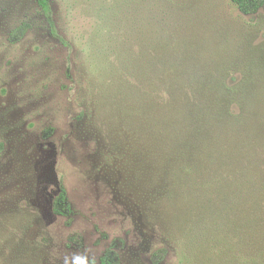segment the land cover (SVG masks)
<instances>
[{
    "label": "rangeland",
    "instance_id": "obj_1",
    "mask_svg": "<svg viewBox=\"0 0 264 264\" xmlns=\"http://www.w3.org/2000/svg\"><path fill=\"white\" fill-rule=\"evenodd\" d=\"M50 1L46 13L0 0V264H102L107 250L112 264H264V240L241 226L206 220L201 232L194 192L183 201L170 186L164 142L129 117L147 96L119 89L117 54L102 55L117 48L119 0ZM219 17L193 40L198 66L228 61L239 41L264 63V10L242 25L221 17L224 34ZM62 184L70 217L53 210Z\"/></svg>",
    "mask_w": 264,
    "mask_h": 264
},
{
    "label": "trees",
    "instance_id": "obj_2",
    "mask_svg": "<svg viewBox=\"0 0 264 264\" xmlns=\"http://www.w3.org/2000/svg\"><path fill=\"white\" fill-rule=\"evenodd\" d=\"M36 1L50 12V0ZM119 3L121 15L113 40L117 48H103L102 55L108 49L117 54V68L124 74L119 89L147 96V112L135 107L137 113L128 114L131 119L145 117L151 141L164 142L163 153L171 157L168 164L174 194L187 201L185 197L194 192L202 233L207 231L203 222L208 220L214 228L221 222L232 225V234L241 226L243 236L253 243L259 237L264 240V70L259 73L264 63L254 57L257 44L239 41L232 47L238 50L235 56L206 66L204 71L195 60L205 50L193 43L196 36L204 37L203 24H211L212 16L214 20L217 15L232 18L242 25L245 16L264 10V0ZM221 17L219 33L224 34L232 25L224 24ZM230 42L218 46L224 48ZM131 44H137L136 48ZM254 86L259 92L248 91ZM53 210L67 217L73 212L63 184ZM101 262L112 264L108 250ZM247 263L256 264V260Z\"/></svg>",
    "mask_w": 264,
    "mask_h": 264
}]
</instances>
